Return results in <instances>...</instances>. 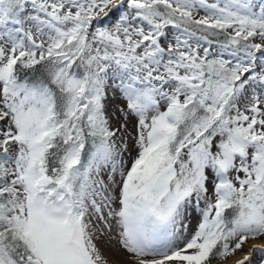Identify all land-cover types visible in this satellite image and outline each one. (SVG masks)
Instances as JSON below:
<instances>
[{"label":"snow or ice","instance_id":"1","mask_svg":"<svg viewBox=\"0 0 264 264\" xmlns=\"http://www.w3.org/2000/svg\"><path fill=\"white\" fill-rule=\"evenodd\" d=\"M256 252L264 0H0V264Z\"/></svg>","mask_w":264,"mask_h":264},{"label":"rangeland","instance_id":"2","mask_svg":"<svg viewBox=\"0 0 264 264\" xmlns=\"http://www.w3.org/2000/svg\"><path fill=\"white\" fill-rule=\"evenodd\" d=\"M193 224H194V220H193ZM258 242L259 241H250L249 244H251V245L252 244H258ZM110 245L115 247L114 251H116L117 246H116L114 240L112 241V243ZM263 254L264 253H260V252L253 253L252 257H251V263L252 264H263ZM107 255L109 256L110 259H114V257H112V255L110 253H107ZM116 258L123 260L125 257L122 253H118Z\"/></svg>","mask_w":264,"mask_h":264},{"label":"bare ground","instance_id":"3","mask_svg":"<svg viewBox=\"0 0 264 264\" xmlns=\"http://www.w3.org/2000/svg\"><path fill=\"white\" fill-rule=\"evenodd\" d=\"M259 243L260 242H258V244ZM250 246H251V244L248 245V247H250ZM101 247L104 249L106 255H107V253H110L111 254L112 252H115L114 251V248L115 247L111 246L106 240L105 241H101ZM245 251H247V248L245 249ZM242 254L243 253H241L240 255H242ZM250 264H252V263L250 262ZM263 264H264V254H263Z\"/></svg>","mask_w":264,"mask_h":264}]
</instances>
